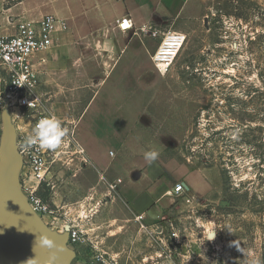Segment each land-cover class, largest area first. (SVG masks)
Returning a JSON list of instances; mask_svg holds the SVG:
<instances>
[{
  "label": "rangeland",
  "instance_id": "rangeland-1",
  "mask_svg": "<svg viewBox=\"0 0 264 264\" xmlns=\"http://www.w3.org/2000/svg\"><path fill=\"white\" fill-rule=\"evenodd\" d=\"M162 25L187 35L166 71L152 61L157 41L137 33L112 74H90L86 60L84 74L38 86L42 110L76 131L89 163L65 156L52 167L51 185L36 196L54 215L28 203L49 230L84 231L80 242L62 243L64 264H264V0H209L201 19ZM49 95L66 104L52 108ZM11 114L25 131L30 112ZM152 150L158 157L149 163ZM154 166V182L168 191L197 171L206 190L166 196L142 224L130 202ZM23 176L28 198L34 185ZM118 178L109 192L107 181Z\"/></svg>",
  "mask_w": 264,
  "mask_h": 264
},
{
  "label": "crops",
  "instance_id": "crops-1",
  "mask_svg": "<svg viewBox=\"0 0 264 264\" xmlns=\"http://www.w3.org/2000/svg\"><path fill=\"white\" fill-rule=\"evenodd\" d=\"M208 1L21 0L4 6L0 0V28L3 34H14L18 22H36L45 16H54L66 24L67 30L58 32L54 46L48 52L37 56V60L40 61L37 64L40 70L39 86H45L48 82H52L53 75L84 74L81 68L86 60L90 61V68L93 69L89 72L90 74H112L118 65L129 58L130 39L137 33L141 34L140 28L151 23L156 25L164 23L174 27L181 22L199 20L204 15ZM126 17L131 18L134 24V29L128 32L121 31L119 28L121 20ZM95 93L97 97L98 90ZM45 100V104L49 103L52 108L66 104L64 100L60 98L56 100L52 95L47 96ZM8 113L17 135L29 130L30 124L25 131L18 130L13 121L11 109ZM103 159L105 157L99 158L102 164ZM157 171L155 166L151 167L149 172L139 179L143 191L133 197L130 202L137 214L143 215L145 219L153 207L171 192L168 191L167 184L161 181L154 182ZM24 173L21 168L19 177L21 178ZM200 176L201 174L199 175L197 171L191 173L186 181L182 182L189 187L188 191L193 196L202 195L206 190L205 184L200 181ZM21 194L24 202L26 195L23 191ZM16 195L18 194L14 174L5 173L2 168L0 170V205H5L10 197ZM24 208L38 223L37 216L30 211L31 207L24 206Z\"/></svg>",
  "mask_w": 264,
  "mask_h": 264
},
{
  "label": "built area",
  "instance_id": "built-area-1",
  "mask_svg": "<svg viewBox=\"0 0 264 264\" xmlns=\"http://www.w3.org/2000/svg\"><path fill=\"white\" fill-rule=\"evenodd\" d=\"M161 25L150 24L143 26L139 32L148 34L157 41L158 46L152 56L154 65L161 71L168 70L176 61L183 49L187 35L173 29L160 28ZM121 31H131L134 24L131 18L126 17L121 20ZM60 30H67V26L54 16H45L40 21H20L16 25L14 34H3L0 28V150L1 137L3 133L2 111L19 108L30 112L29 130L20 132L17 135V149L22 157L24 176L32 179L33 185L29 188V202L34 210L41 215L52 216L55 211L47 206L42 199L36 196V191L44 185H51L50 171L55 164L64 161L65 156L69 159L80 160V163H89L86 149L79 142L74 129L69 130L66 143L55 151L41 150L38 146L31 149L24 148L26 135L31 134L36 123L43 117L53 114L47 110H42L43 100L37 93L39 86V68L37 60L39 54L48 52L55 44L56 35ZM112 155H114L112 153ZM102 180L104 177H100ZM22 180V176H21ZM121 178L107 181L106 186L109 192H117L122 185ZM188 190L185 184L180 182L173 191L169 192L170 197H185ZM137 221L144 224L143 215L136 216ZM69 227V241L80 242L84 231L78 225H66ZM144 226V225H143ZM166 264H176L169 260Z\"/></svg>",
  "mask_w": 264,
  "mask_h": 264
},
{
  "label": "water",
  "instance_id": "water-1",
  "mask_svg": "<svg viewBox=\"0 0 264 264\" xmlns=\"http://www.w3.org/2000/svg\"><path fill=\"white\" fill-rule=\"evenodd\" d=\"M9 110L6 106L2 111L0 170L3 168L5 173L14 174L18 195L10 197L5 205H0V264H49L53 253L56 254L54 264H64L67 252L63 251L61 245L69 241V227L62 234L53 232L44 224L36 223L24 208L22 180L19 177L23 161L17 149V134L11 123ZM185 187L189 190L187 185ZM26 199L29 205L28 198ZM42 239L55 242L56 247L49 249L43 246Z\"/></svg>",
  "mask_w": 264,
  "mask_h": 264
},
{
  "label": "clouds",
  "instance_id": "clouds-1",
  "mask_svg": "<svg viewBox=\"0 0 264 264\" xmlns=\"http://www.w3.org/2000/svg\"><path fill=\"white\" fill-rule=\"evenodd\" d=\"M69 135V128L64 125L62 119L54 114H49L46 117L41 118L34 128L31 134L26 135L24 140V148L26 150L31 149L33 146H38L41 150L55 151L66 143V138ZM158 157L157 151H147L144 153V158L149 163L154 162ZM214 238V237H213ZM43 246H47L49 249L56 247L55 242L48 240H41ZM239 251L243 252L242 248ZM56 261V254L53 253L49 259V264H54ZM256 264V262H254Z\"/></svg>",
  "mask_w": 264,
  "mask_h": 264
},
{
  "label": "bare ground",
  "instance_id": "bare-ground-1",
  "mask_svg": "<svg viewBox=\"0 0 264 264\" xmlns=\"http://www.w3.org/2000/svg\"><path fill=\"white\" fill-rule=\"evenodd\" d=\"M26 206V205H25ZM27 207V206H26ZM28 208V207H27Z\"/></svg>",
  "mask_w": 264,
  "mask_h": 264
},
{
  "label": "flooded vegetation",
  "instance_id": "flooded-vegetation-1",
  "mask_svg": "<svg viewBox=\"0 0 264 264\" xmlns=\"http://www.w3.org/2000/svg\"><path fill=\"white\" fill-rule=\"evenodd\" d=\"M65 228V227H64Z\"/></svg>",
  "mask_w": 264,
  "mask_h": 264
}]
</instances>
